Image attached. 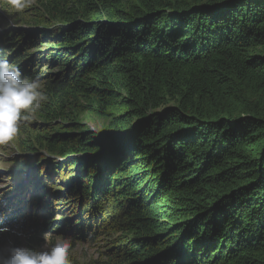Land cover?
Returning a JSON list of instances; mask_svg holds the SVG:
<instances>
[{
  "label": "trees",
  "instance_id": "1",
  "mask_svg": "<svg viewBox=\"0 0 264 264\" xmlns=\"http://www.w3.org/2000/svg\"><path fill=\"white\" fill-rule=\"evenodd\" d=\"M21 16L0 59L48 100L0 152L35 173L42 215L0 251L104 239L113 220L71 264H264V0H34Z\"/></svg>",
  "mask_w": 264,
  "mask_h": 264
},
{
  "label": "clouds",
  "instance_id": "2",
  "mask_svg": "<svg viewBox=\"0 0 264 264\" xmlns=\"http://www.w3.org/2000/svg\"><path fill=\"white\" fill-rule=\"evenodd\" d=\"M6 3L16 13H20L32 7L34 0H6ZM47 100L48 96L42 90L39 77H23L17 66L0 59V146L8 145L15 139L21 125L30 122L33 114L40 110ZM17 218L25 226L26 234H30L40 223L39 221L29 227L25 219L19 216L15 206L7 202L0 206V225L16 224ZM17 225L19 229L20 224ZM9 229L10 227L0 228V232L13 231ZM71 247L70 239H62L43 250L12 246L6 249L7 254L0 252V264H71Z\"/></svg>",
  "mask_w": 264,
  "mask_h": 264
},
{
  "label": "rangeland",
  "instance_id": "3",
  "mask_svg": "<svg viewBox=\"0 0 264 264\" xmlns=\"http://www.w3.org/2000/svg\"><path fill=\"white\" fill-rule=\"evenodd\" d=\"M18 14L15 10H5L3 12L0 10V27L9 26V28L13 30L20 29L22 27L25 28L23 26L25 22L24 19H22L21 12ZM7 30L8 29H5L4 31L2 30V32H0V38L3 37L5 32H8ZM13 48L15 47L13 46ZM57 70L58 68L52 69L54 74L58 73ZM107 123L108 122L105 119L93 118L88 121L87 125L95 133H101ZM16 139L17 137L10 142L11 145L16 143ZM35 158L39 159L40 156H36ZM17 160L18 156H16V159H14V155L12 152H0V201L7 202L15 206V209L19 216L24 218L28 223V226L31 227L32 225H35L40 221L39 218L42 215V213L38 211V204L35 203L31 197L32 194H36V190L33 187L34 179L31 177L32 175H35V173L26 171L25 169L24 176H26V178L21 179L22 175L20 172L24 171H19V168L15 164ZM57 214H59V212H53V214L51 215L52 220L58 217ZM54 227H58V225L54 223ZM105 228L106 229H102V231H105L107 235L106 237H104V239L103 234L91 232H89L91 236H87L85 239H81L80 236L73 237L72 235L66 237L64 236V238L60 235H45L43 249L62 239H70L72 244L70 251H73L82 260H86V258L96 256L98 250H103V247L105 248V243L109 239H112L109 238L111 233L116 234L113 220L108 221ZM6 237L7 240H5V243L1 245L3 246V249L5 251L8 247H11V245L14 244V236L10 235ZM21 243L23 245H26L25 240H20V242L16 243V246H20ZM0 252H3V250H1Z\"/></svg>",
  "mask_w": 264,
  "mask_h": 264
},
{
  "label": "bare ground",
  "instance_id": "4",
  "mask_svg": "<svg viewBox=\"0 0 264 264\" xmlns=\"http://www.w3.org/2000/svg\"><path fill=\"white\" fill-rule=\"evenodd\" d=\"M6 227V224H2V225H0V228H5ZM10 230H12V229H10ZM20 230V229H19Z\"/></svg>",
  "mask_w": 264,
  "mask_h": 264
},
{
  "label": "water",
  "instance_id": "5",
  "mask_svg": "<svg viewBox=\"0 0 264 264\" xmlns=\"http://www.w3.org/2000/svg\"><path fill=\"white\" fill-rule=\"evenodd\" d=\"M97 133H98V132H97ZM104 134H105L104 131H102L101 133H99L100 136H102V135H104Z\"/></svg>",
  "mask_w": 264,
  "mask_h": 264
}]
</instances>
